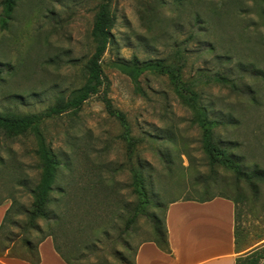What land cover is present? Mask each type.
I'll use <instances>...</instances> for the list:
<instances>
[{
	"label": "rangeland",
	"instance_id": "374dc122",
	"mask_svg": "<svg viewBox=\"0 0 264 264\" xmlns=\"http://www.w3.org/2000/svg\"><path fill=\"white\" fill-rule=\"evenodd\" d=\"M1 2L0 113L41 114L65 103L85 84L100 0H15L6 26ZM111 8L115 23L101 60L100 93L79 111L41 125L47 145L76 170L74 175L63 170L59 185L84 174L93 183L86 191L75 184L69 189L72 211L65 214V225L54 227L61 252L72 264L102 258L117 264L113 251L132 259L138 245L152 239L150 216L161 220L172 201L218 195L241 202L240 227L254 239L264 229V184L252 196L232 174L218 169L217 181L207 186L201 131L169 76L144 72L137 90L120 64L163 60L179 67L181 83L197 94L210 119L221 122L215 139L233 144L234 154L248 166L264 169V0H112ZM217 76L233 86L217 83ZM103 98L124 116L135 140L131 152L123 126L108 114ZM35 148L32 133L0 137V207L12 205L16 227L9 232L16 243L32 205L30 191L39 182ZM133 167L144 180L143 195L133 192ZM52 197L59 198L57 190ZM140 200L144 204L137 212ZM50 208L58 215L65 207ZM95 237L99 243L86 247ZM262 247L264 240L237 257Z\"/></svg>",
	"mask_w": 264,
	"mask_h": 264
},
{
	"label": "trees",
	"instance_id": "16d2710c",
	"mask_svg": "<svg viewBox=\"0 0 264 264\" xmlns=\"http://www.w3.org/2000/svg\"><path fill=\"white\" fill-rule=\"evenodd\" d=\"M111 3L112 0H100L97 6V12L94 16V23L91 31L95 48L86 67L87 73L85 84L81 88L74 91L65 103H57L41 114L16 116L14 113H0V137L11 139L26 133L33 134L36 141L34 153L38 162V170L40 171L39 182L30 191L32 205L30 210L25 212V220L20 226L22 230V239L19 243L13 241V235L9 232L11 227H16L10 219L12 205L4 214L0 224V258H15L28 262L29 264H39L40 257L38 254V246L46 238L50 237L53 241L55 252L60 255L66 264H72L64 256L60 247L57 245L54 235V227L65 225L64 216L72 211L68 208L73 198V196H71L72 193L69 191L71 185L75 184L80 186L83 191H86L87 187L92 186L93 183L92 181H87V174H84L80 178H76L74 183H66L64 187L59 185L58 176L63 170L66 169L71 175H74L76 170L74 169L72 162L63 161L47 145L41 131V125L47 118L61 116L68 112L79 111L86 101L100 93L102 86L101 60L111 40V30L115 23ZM1 4L3 6L1 24L6 26L7 21L13 14L15 0H2ZM120 69L132 80L137 87V90H139L138 77L144 72L150 71L169 76L171 82L176 87L177 97L192 113V125L197 126L201 131L202 151L209 166V174L205 181L206 185L209 186L216 182L218 178L217 171L218 169H222L232 174L236 182L243 184L250 195H257L258 185L264 184V169L257 166H248L241 156L234 154L233 144L223 143L222 141H217L215 139L214 131L219 125H221V122L210 119L208 109L199 103V97L197 94L189 92L185 85L181 83L179 79V67L168 65L163 60L140 63L138 60L133 59L129 64L121 63ZM1 74L2 72L0 71V76ZM214 79L219 84L233 86V83L228 79L220 76H217ZM103 103L108 114L116 117L123 126L124 133L122 138L126 142L129 152H131L134 148L135 140L130 134V129L124 116L113 110L107 99L103 98ZM139 171L138 168L133 167L131 169L132 187L134 193L143 195L145 193L144 180ZM83 178H85L87 183H85V180L83 181ZM54 190L58 191L59 198L52 197ZM214 198H223L234 204V245L236 254H240L253 244L264 240V229L255 234L253 237L254 239H251L249 238V233H247L244 228L240 227L239 223L242 221V211L239 206L241 203L239 200L231 199L224 195H218L211 198L200 199L198 201L207 202ZM53 204L59 207L64 206L65 208L57 215L56 211L50 208ZM143 204L144 201L140 200L139 205L135 208L137 212L141 211ZM137 212H135L133 217L127 221L128 225L134 223L135 218L138 216ZM165 213L166 208L161 220L155 216H150L152 239L148 241L154 243L162 252L171 254L165 225ZM40 220L44 221L46 224L44 229L38 225V221ZM99 228L100 226H98V230ZM103 232H105V230ZM105 234L106 233H104V235ZM33 239H36V241L34 242ZM89 243H85V246L90 247L93 246V243L98 244L99 239L95 237V240H92L91 242L92 245ZM135 254L136 250L133 254V258L128 259L124 254L113 251L111 256H113V258L115 257L117 264H135ZM78 261L79 259H74V262L78 263ZM95 264L114 263L102 258ZM235 264H264V247L252 250L247 253V255H240L236 258Z\"/></svg>",
	"mask_w": 264,
	"mask_h": 264
},
{
	"label": "crops",
	"instance_id": "0c3cea01",
	"mask_svg": "<svg viewBox=\"0 0 264 264\" xmlns=\"http://www.w3.org/2000/svg\"><path fill=\"white\" fill-rule=\"evenodd\" d=\"M7 207H0V224ZM165 225L171 254L149 241L138 245L135 264H235L234 205L223 198L207 202L172 201L166 207ZM39 264H66L55 252L52 239L38 246ZM0 264H29L0 258Z\"/></svg>",
	"mask_w": 264,
	"mask_h": 264
}]
</instances>
